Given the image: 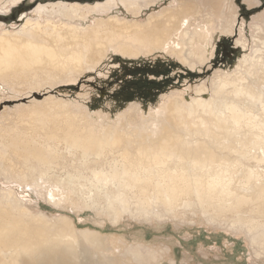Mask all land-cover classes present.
Wrapping results in <instances>:
<instances>
[{"label":"bare ground","instance_id":"6f19581e","mask_svg":"<svg viewBox=\"0 0 264 264\" xmlns=\"http://www.w3.org/2000/svg\"><path fill=\"white\" fill-rule=\"evenodd\" d=\"M118 1L138 18L146 7L161 0ZM117 4L116 0L90 5L58 2L50 4L48 13L88 20L92 12ZM178 4L175 9L150 15L144 24L109 17L97 19L88 28L47 22L44 28L35 24L33 29L25 28L16 34L4 31L0 36V81H25L47 72L56 76L70 71L81 73L85 65L95 66L108 48L133 57L144 46L150 52L151 45H162L171 32H179V21L201 13L198 0H178ZM206 5L217 14L224 10L222 0H210ZM44 9L45 6L38 7ZM255 31L258 35L259 28ZM196 35L200 36L201 30ZM180 38L182 43L175 50L182 56L188 34L183 32ZM258 42L264 46L263 40L255 39L251 57H243L236 73L220 79L214 91L215 95L231 96L223 103L224 110L215 107L211 99L197 98L184 113L179 103L172 101L166 110L170 112L172 128L164 126L154 136H133L109 128L97 132L84 115L74 114L62 102L23 109L6 125H0V182L2 179L10 184L7 188L0 184V264H60L63 253L71 255V260L82 258L91 264L87 252L76 253L79 245L66 240L70 234H66V220H60L64 226L56 227L27 215L17 202L13 182H34L40 187L38 180H45L51 185L53 202L60 201L55 197L68 194L79 203L103 200L112 206L115 215L126 209L124 199L129 196L147 203L151 196L159 195L172 205L191 193L199 194L203 202L216 200L221 210L229 211H238L255 198L263 199L257 206L264 214V185L256 188L254 196L239 195L230 187L228 158L222 155H241V148L258 146L264 151V54L260 55L264 50ZM238 43L245 48L243 37ZM180 126L196 128L188 132L192 136L187 141L176 132ZM247 170L243 178L248 184L258 175L257 171ZM229 197L235 201L228 204ZM85 242L96 247L102 243L94 236Z\"/></svg>","mask_w":264,"mask_h":264},{"label":"rangeland","instance_id":"374dc122","mask_svg":"<svg viewBox=\"0 0 264 264\" xmlns=\"http://www.w3.org/2000/svg\"><path fill=\"white\" fill-rule=\"evenodd\" d=\"M105 1L0 0V36L4 31L16 34L25 28L33 29L35 24L44 28L47 22L69 23L79 29L93 27L97 19L116 17L144 24L150 15L179 5L178 0H161L146 7L138 18L129 14L118 0L117 6L89 14L88 20L48 13L50 4L58 2L90 5ZM198 1L201 13L179 21V32H171L162 45H151L150 52L144 46L133 57L108 48L95 66L85 65L81 73L70 71L56 76L47 72L25 81H0V125H6L23 109L62 102L74 114L84 115L97 132L109 128L133 136H154L164 126L172 128L170 112L166 111L172 101H177L184 113L189 112L197 98L211 99L215 107L224 110L223 103L231 96L215 95L214 91L220 79L236 73L243 57H251L254 40L264 41V0H222V14L208 9L206 3L210 0ZM41 6L46 9L38 10ZM198 30L203 36L196 35ZM183 32L188 39L183 41L181 56L175 49L182 43ZM242 37L245 48L238 43ZM200 88L205 92L199 93ZM195 130L180 126L176 132L187 141L192 136L188 132ZM241 151V155L222 154L228 158L230 187L239 195L254 196L256 188L264 185V151L261 146ZM247 169L257 171L258 175L248 184L243 178ZM38 181L40 187L34 182H13L17 202L28 216L43 219L49 225L62 227L67 222L64 229L70 234L66 240L79 245L76 253L87 252L91 264H264V214L258 209L263 199L255 198L240 210L229 211L221 210L216 200L201 201L197 193L182 196L172 205H167L159 195L151 196L147 203L129 196L124 199L126 209L115 215L112 206L108 207L103 200L79 203L68 194L55 197L60 201L53 202L49 194L51 185ZM0 184L2 188L10 186L2 179ZM228 200L230 204L235 198ZM60 220H66L65 224H60ZM91 236L102 241L101 247L85 242ZM59 257L60 264H88L82 258L71 260L67 253Z\"/></svg>","mask_w":264,"mask_h":264}]
</instances>
